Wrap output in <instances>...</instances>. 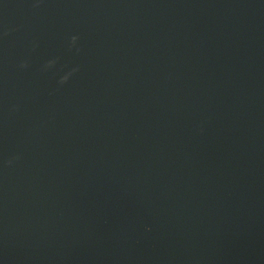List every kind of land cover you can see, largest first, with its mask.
<instances>
[{
  "label": "water",
  "instance_id": "water-1",
  "mask_svg": "<svg viewBox=\"0 0 264 264\" xmlns=\"http://www.w3.org/2000/svg\"><path fill=\"white\" fill-rule=\"evenodd\" d=\"M0 264H264V0H0Z\"/></svg>",
  "mask_w": 264,
  "mask_h": 264
}]
</instances>
